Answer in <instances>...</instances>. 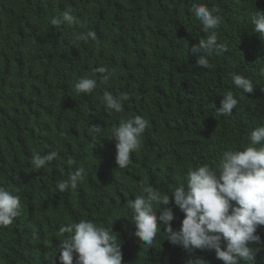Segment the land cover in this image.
<instances>
[{
  "label": "trees",
  "instance_id": "trees-1",
  "mask_svg": "<svg viewBox=\"0 0 264 264\" xmlns=\"http://www.w3.org/2000/svg\"><path fill=\"white\" fill-rule=\"evenodd\" d=\"M191 1L0 0V187L18 195L22 205L12 224L0 226L2 264L7 255L8 264L48 263L60 227L81 219L109 228L132 264H186L163 227L155 246L145 247L135 236L128 203L142 194L141 181L170 194L189 168L210 163L206 151L222 157L226 150H243L251 146L250 132L264 125V96L241 103L224 119L212 118L229 88L222 69L264 61V36L250 29V16L258 3L264 11V0H210L231 5L249 27L225 17L214 32L228 50L207 57L211 68L197 66L198 54L191 53L213 32L203 31ZM65 10L75 23L53 25ZM88 31L95 32L94 40L76 39ZM105 53L108 74L100 76L96 69ZM81 78L97 81L91 95L76 92ZM105 92L129 94L122 112L106 108ZM99 115L107 121L100 125L106 134L136 115L148 121L140 149L123 169L115 170L116 159L93 127ZM52 151L58 156L51 163L33 168L34 152ZM77 167L85 169L83 180L58 191ZM154 207L159 211L161 205ZM169 207L178 231L184 214L171 198ZM258 234L261 242L249 246L256 249V264H264V232ZM198 252L205 264H218L214 250Z\"/></svg>",
  "mask_w": 264,
  "mask_h": 264
},
{
  "label": "clouds",
  "instance_id": "clouds-1",
  "mask_svg": "<svg viewBox=\"0 0 264 264\" xmlns=\"http://www.w3.org/2000/svg\"><path fill=\"white\" fill-rule=\"evenodd\" d=\"M260 2V0H258ZM192 13L199 20L204 32L212 30L206 39H201L191 47V53L198 54L197 66L211 68L208 56L227 52L217 42L214 31L222 25L226 16L233 17L245 29L249 27L243 17L225 2L214 3L210 0H193ZM250 16V29L259 37L264 36V11L262 4ZM76 17L65 10L61 17L51 20L53 25L75 23ZM95 39L93 31L81 32L76 39ZM223 47V48H222ZM203 53V54H202ZM99 58L101 67L96 71L107 76L108 71L102 65L104 57ZM222 83L229 87L222 95L215 110V119L230 116L241 104L264 96V61L256 66L250 63H238L220 72ZM97 87V81L81 78L75 85L78 94L91 95ZM128 93L105 92L103 101L107 109L115 113L123 111L122 101L129 99ZM220 117V118H219ZM224 119V118H221ZM106 119L98 116V124L93 126L96 133L109 146L108 153L116 159L118 168L127 167L133 153L142 145V137L148 121L136 115L117 123L111 132H101ZM112 133V138L110 136ZM251 146L243 150H226L222 157L212 151H206L210 163L189 168L183 184L170 194H162L153 186L141 181V195L128 203L135 223V236L145 247H154V240L164 228L171 245L179 246L180 258L186 264H205L198 257L200 250H214L218 264H256V249L250 243H260L259 232H264V125L250 132ZM169 147V146H168ZM58 156L52 151L45 155L34 152L31 156L35 169L44 168ZM71 165L73 161L69 160ZM85 169L77 167L66 179L57 184L60 192L76 188L84 178ZM170 198L184 214L178 231L172 228L173 208L169 207ZM122 201L121 199H115ZM161 205L159 211L154 207ZM20 197L10 190L0 187V226H8L21 212ZM159 213V215H158ZM159 221V224H158ZM57 249L51 261L44 264H132L127 249L117 240V236L106 227L98 226L94 221L81 219L74 224L61 226ZM160 247V245H157ZM136 254L145 253L138 247H132ZM11 255H7V263ZM0 264H2L0 262Z\"/></svg>",
  "mask_w": 264,
  "mask_h": 264
},
{
  "label": "bare ground",
  "instance_id": "bare-ground-1",
  "mask_svg": "<svg viewBox=\"0 0 264 264\" xmlns=\"http://www.w3.org/2000/svg\"><path fill=\"white\" fill-rule=\"evenodd\" d=\"M28 3V2H27ZM28 5V4H27ZM21 6V5H20ZM60 17V16H59Z\"/></svg>",
  "mask_w": 264,
  "mask_h": 264
}]
</instances>
